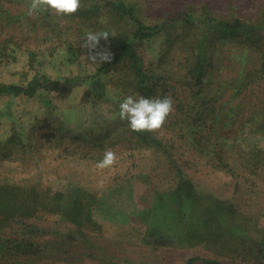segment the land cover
Listing matches in <instances>:
<instances>
[{
	"label": "trees",
	"instance_id": "16d2710c",
	"mask_svg": "<svg viewBox=\"0 0 264 264\" xmlns=\"http://www.w3.org/2000/svg\"><path fill=\"white\" fill-rule=\"evenodd\" d=\"M149 2L81 0L74 15L47 12L27 17L29 0H0V64L15 60L12 52L17 48L27 55L30 70L43 65L45 57L53 58L61 48H65L63 54L69 63H77L81 55L88 54L80 47L87 31H108V40L101 38L94 51L111 54V60L102 62L92 77L51 80L37 70L24 74L26 82L21 84L0 81V97L34 98L45 93L50 100L52 93L88 80L91 87L82 100L96 105L109 101L107 83L102 84L101 79H113L111 82L121 89L113 103L116 120L102 115L91 129L75 134L69 130L73 143L80 141L82 145L86 138L97 136L92 148L99 152H84L92 164L103 159L104 148L123 145L126 149L115 151L116 164L103 169L110 182L103 179L104 184L95 192L107 191L127 179H140L152 191L155 219L145 221L144 242L214 243L228 252L249 248V256L257 249L258 256L252 262L264 264V227L254 224L261 236L253 238L249 234L253 226L243 206L233 198L221 199L214 191L200 190L198 183L209 182L211 172L218 177L226 174L234 181L230 189L238 194L243 180L255 186L248 173L256 181L264 170V0H164L155 9ZM161 36L164 47L158 61L147 63L142 53L145 44ZM137 93L172 98L173 111L158 131L133 132L127 121L119 118L120 102ZM23 130L16 123L10 128L0 123V213L12 216L9 227L13 230L0 232V264L21 263L22 257L36 258L51 248L48 255L52 259L69 255L65 240L45 239L46 247L37 243L35 239L47 231L28 225L29 217L20 215L26 205L36 201L39 184L50 187L45 185L48 173L25 185L10 168L19 155L36 152L35 133L40 139H54L68 131L67 124L55 120L48 111L27 133ZM38 158L45 160L42 155L34 159ZM122 164L128 166L120 167ZM61 173L60 178L66 177ZM61 188L51 192V211L62 217L67 214L66 220L73 224L85 203L81 194L94 188L78 182ZM67 193L71 196L66 203ZM159 227L167 234L161 235ZM169 234H175L173 239ZM201 262L224 264L218 258L199 256L185 264Z\"/></svg>",
	"mask_w": 264,
	"mask_h": 264
},
{
	"label": "rangeland",
	"instance_id": "374dc122",
	"mask_svg": "<svg viewBox=\"0 0 264 264\" xmlns=\"http://www.w3.org/2000/svg\"><path fill=\"white\" fill-rule=\"evenodd\" d=\"M202 1L216 2V0ZM149 3L155 9L161 6L164 0H150ZM147 16L145 15V17ZM27 34V29H25V35ZM163 42L164 37L161 36L145 44L142 53L147 63L158 61L160 51L164 47ZM64 49L61 48L53 58L49 56L40 57L39 60L44 58V64L40 67L36 65L37 68L30 70L27 55L17 48L12 52L15 54L14 57L16 56L15 60L0 64V81L6 83L20 82L21 84L26 82L24 74H34L37 70L49 75L51 80L61 81L92 77L96 74V69L102 62L92 63L86 54L81 55L77 63L71 64L68 62L67 56L63 54ZM115 78H119V75ZM22 79L24 81H21ZM107 80L101 79V82L102 84L104 81L107 83V96L111 103L109 101L100 102L96 105L85 103L82 100L83 94L91 87L88 80L83 85L80 83L72 84L70 90L52 93L49 97L50 100L45 96V93L34 98L0 97V123L5 128H10L12 124L16 123L20 128H24L23 131L27 133V129L35 121L44 119L48 111L55 120L64 121L68 128V131L65 132L66 135L65 133L59 134L54 139L48 137L40 139V135L35 133V141H38L35 148L36 152L19 155V158L10 168L13 170V176L18 178L20 184L25 185L37 182L43 174L48 173L46 174L45 185L51 188L42 187L39 184L37 195L34 197L37 198L36 201L26 205L20 215L29 217L28 225L38 226L47 231L44 236H38L35 239L37 243L45 245V239L65 240L67 244H65L64 249L69 252V255H64L61 259H52L48 254L53 251V248L48 253L45 249L42 255L36 258L22 257L21 260L24 262H17V264H185L194 256L218 258L224 264H255L252 262V258L258 256L257 249L252 250L249 256V248L240 247L239 251L228 252L221 248L220 244L214 243H210L208 246L206 244L194 246L176 242L167 245L163 242L158 244L144 242L147 233L145 221L155 219L151 210L152 191L148 190V186L140 179H127L107 191L95 192L104 184L103 179L107 178L109 182L111 179L109 175L104 174L103 169H97L96 164H92L84 155V152L87 153V151L92 154L99 152L98 149L92 148L93 140L97 136L93 135L94 137L86 138L83 145L80 141L73 143L70 136L91 129L96 122L102 120V115L114 119L118 117V114L114 112L113 103L117 100L121 89L111 82L113 79L110 82ZM69 130L73 132L69 134ZM107 149L114 152L120 150V153L126 151L123 145ZM38 155L45 156V160L41 161L40 158L35 160L34 158ZM81 156L84 160L82 159V163H79ZM127 166L128 164H122L120 167L125 168ZM118 169L121 170V168ZM119 170L118 172H120ZM260 171L262 175L256 178V181L248 173L247 177L255 182V186L243 180L238 194L230 189L229 186L234 181L226 174L221 173L222 176L218 177L211 172L209 173L211 176L209 182H198L202 185L200 190L206 188L214 191L216 196L221 199L233 198L237 204L243 206L245 215L253 226V229L249 231L253 238L261 236L254 230L255 225L264 227V170L261 169ZM59 173L66 174V177L60 178ZM113 173L114 171L111 170V175ZM68 182H78V185L81 186H92L94 189H90V191L95 196L93 199L92 192L88 191L81 194L85 196V203L81 208L82 213L75 218L73 224L66 220L65 215L67 214L62 217L60 214H54L51 211L53 208L51 192L62 189V186L65 188ZM70 196L67 193L65 201L66 199L68 201ZM65 205L67 207V204ZM11 217L0 213L1 233L13 231L9 227ZM162 227H159L158 230H161V235H166L167 232L163 231ZM9 229H11L10 232ZM169 235L173 239L175 234ZM11 262L15 263V258L11 259Z\"/></svg>",
	"mask_w": 264,
	"mask_h": 264
},
{
	"label": "clouds",
	"instance_id": "9594fccd",
	"mask_svg": "<svg viewBox=\"0 0 264 264\" xmlns=\"http://www.w3.org/2000/svg\"><path fill=\"white\" fill-rule=\"evenodd\" d=\"M81 8V0H29L25 15L32 17L40 13L52 12L61 16L76 14ZM108 31H87L82 38L80 47L88 50V59L92 63L111 60V54L106 51H94L98 48L101 38L108 40ZM173 111V100L170 96L149 98L142 94L128 95L119 104V118L125 120L131 131L155 132L163 127ZM117 155L111 149H106L103 159L96 163L97 169L114 166Z\"/></svg>",
	"mask_w": 264,
	"mask_h": 264
}]
</instances>
